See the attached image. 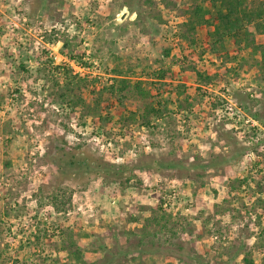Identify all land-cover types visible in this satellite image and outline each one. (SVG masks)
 Masks as SVG:
<instances>
[{"label":"rangeland","instance_id":"obj_1","mask_svg":"<svg viewBox=\"0 0 264 264\" xmlns=\"http://www.w3.org/2000/svg\"><path fill=\"white\" fill-rule=\"evenodd\" d=\"M201 4L0 0V264H264L262 22Z\"/></svg>","mask_w":264,"mask_h":264},{"label":"trees","instance_id":"obj_2","mask_svg":"<svg viewBox=\"0 0 264 264\" xmlns=\"http://www.w3.org/2000/svg\"><path fill=\"white\" fill-rule=\"evenodd\" d=\"M241 0H202V4L196 8L195 14L199 18V16L202 18V23H208L206 21V16L210 15V12L208 8H205L209 4L211 7H214V5L219 4L218 8V18L217 20L219 21V25L216 27V33L214 34L219 35L221 34L222 37L231 34V32L234 29H239V31H244L245 26L244 22L247 20L249 23L252 22V20L255 19H260L262 23H259L256 25L255 29L257 30H263L264 31V10L261 12H257L255 14H249L246 12H240L239 7L242 5ZM228 10L226 14L223 13V9ZM240 13L242 14V18H240ZM160 76V75H159ZM167 76H170V73H164L162 72L161 78H166ZM172 77V76H171ZM123 84L125 83V88L126 85L128 84L126 81H122ZM139 86L138 84H136ZM138 88V87H137ZM187 87H180L178 89V94L181 96H184L186 93ZM114 87L110 90V94H114ZM1 101H3V98L0 96ZM82 156V155H81ZM80 155L73 153L71 150H66V149H60V151L56 154L55 160L58 161V166L59 169L62 173L65 175H69L73 168H83L86 169L87 172H95L98 175L111 177L113 176L114 178H120L127 174L126 171H132L135 168H137L136 165H112V164H100V163H93L88 159H83ZM82 166V167H81ZM163 165H160L162 167ZM126 180H129L127 178ZM97 246L102 248L103 250H109L107 247H105L103 244H101L100 240L97 239ZM75 256L77 261L81 259V253L80 251L75 252Z\"/></svg>","mask_w":264,"mask_h":264},{"label":"water","instance_id":"obj_3","mask_svg":"<svg viewBox=\"0 0 264 264\" xmlns=\"http://www.w3.org/2000/svg\"><path fill=\"white\" fill-rule=\"evenodd\" d=\"M126 16H127V14H126V13H124V14H123V19H124V18H126Z\"/></svg>","mask_w":264,"mask_h":264}]
</instances>
